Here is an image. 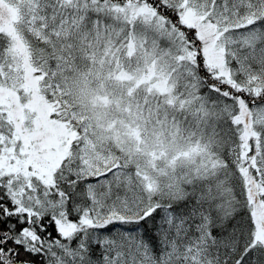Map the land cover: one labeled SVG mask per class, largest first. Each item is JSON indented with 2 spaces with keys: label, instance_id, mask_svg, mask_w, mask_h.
I'll use <instances>...</instances> for the list:
<instances>
[{
  "label": "snow or ice",
  "instance_id": "obj_1",
  "mask_svg": "<svg viewBox=\"0 0 264 264\" xmlns=\"http://www.w3.org/2000/svg\"><path fill=\"white\" fill-rule=\"evenodd\" d=\"M0 264H264V0H0Z\"/></svg>",
  "mask_w": 264,
  "mask_h": 264
}]
</instances>
